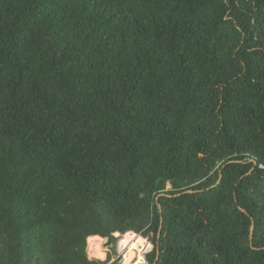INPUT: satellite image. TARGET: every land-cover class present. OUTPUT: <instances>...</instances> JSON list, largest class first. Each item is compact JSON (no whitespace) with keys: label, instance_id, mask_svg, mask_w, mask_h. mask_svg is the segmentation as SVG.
<instances>
[{"label":"trees","instance_id":"1","mask_svg":"<svg viewBox=\"0 0 264 264\" xmlns=\"http://www.w3.org/2000/svg\"><path fill=\"white\" fill-rule=\"evenodd\" d=\"M129 228L264 264V0H0V264Z\"/></svg>","mask_w":264,"mask_h":264},{"label":"clouds","instance_id":"2","mask_svg":"<svg viewBox=\"0 0 264 264\" xmlns=\"http://www.w3.org/2000/svg\"><path fill=\"white\" fill-rule=\"evenodd\" d=\"M170 188L171 185H168ZM112 240L113 242H109ZM107 245L106 247H102ZM113 248L115 253L113 254ZM155 245L150 236H146L143 230L136 231L129 228L124 231L115 230L110 235L94 234L87 238L86 257L105 261L109 256L108 264H152L148 259L154 252Z\"/></svg>","mask_w":264,"mask_h":264},{"label":"water","instance_id":"3","mask_svg":"<svg viewBox=\"0 0 264 264\" xmlns=\"http://www.w3.org/2000/svg\"><path fill=\"white\" fill-rule=\"evenodd\" d=\"M191 193V192H190ZM243 211V210H242ZM244 212V211H243ZM252 240V228H251V232H250V241Z\"/></svg>","mask_w":264,"mask_h":264},{"label":"rangeland","instance_id":"4","mask_svg":"<svg viewBox=\"0 0 264 264\" xmlns=\"http://www.w3.org/2000/svg\"><path fill=\"white\" fill-rule=\"evenodd\" d=\"M106 246H107V245H103V247H106ZM112 251H113V253H114V251H115V248H113V250H112Z\"/></svg>","mask_w":264,"mask_h":264},{"label":"bare ground","instance_id":"5","mask_svg":"<svg viewBox=\"0 0 264 264\" xmlns=\"http://www.w3.org/2000/svg\"><path fill=\"white\" fill-rule=\"evenodd\" d=\"M103 247V246H102Z\"/></svg>","mask_w":264,"mask_h":264}]
</instances>
